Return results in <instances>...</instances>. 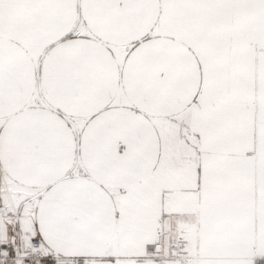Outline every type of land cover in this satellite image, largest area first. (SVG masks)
I'll return each mask as SVG.
<instances>
[{
    "label": "snow or ice",
    "instance_id": "snow-or-ice-1",
    "mask_svg": "<svg viewBox=\"0 0 264 264\" xmlns=\"http://www.w3.org/2000/svg\"><path fill=\"white\" fill-rule=\"evenodd\" d=\"M0 264H264V0H0Z\"/></svg>",
    "mask_w": 264,
    "mask_h": 264
}]
</instances>
